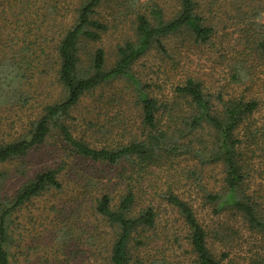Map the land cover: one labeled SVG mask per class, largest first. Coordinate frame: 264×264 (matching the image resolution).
I'll list each match as a JSON object with an SVG mask.
<instances>
[{
    "label": "trees",
    "instance_id": "obj_1",
    "mask_svg": "<svg viewBox=\"0 0 264 264\" xmlns=\"http://www.w3.org/2000/svg\"><path fill=\"white\" fill-rule=\"evenodd\" d=\"M110 2L125 13L121 22L130 15L133 37L115 47L113 64L101 46L83 59L82 49L109 30L100 8ZM175 2L168 16L167 0H15V20L0 24V110L10 115L0 124V264H18V213L48 194H62L46 215L50 264H72L65 250L78 242L71 254H85L82 264H264V202L251 174L264 166V120L253 117L263 97L227 98L197 77L173 76L172 39L187 34L201 45L214 34L202 0ZM252 14L261 17V9ZM252 24L257 32L234 57L231 82L245 81L255 55L264 56L263 24ZM153 51L171 66L163 83L135 69ZM115 81L129 89L121 98L133 100L139 124L119 112L124 139L96 147L73 134L72 113ZM88 129L110 137L109 122ZM33 154L39 168L29 163ZM96 163L115 171L103 182L85 168ZM227 215L258 237L243 260L216 252V241L227 245L237 234Z\"/></svg>",
    "mask_w": 264,
    "mask_h": 264
},
{
    "label": "rangeland",
    "instance_id": "obj_2",
    "mask_svg": "<svg viewBox=\"0 0 264 264\" xmlns=\"http://www.w3.org/2000/svg\"><path fill=\"white\" fill-rule=\"evenodd\" d=\"M14 3L15 0H0V24L15 20L14 14L18 9ZM202 4L205 16L210 17V21L214 25V34L208 43L201 45L193 43L192 37L187 34H179L178 37L172 39L171 43L176 45L175 60L178 62L173 76L175 75L177 78L184 75L197 77L210 91L218 93L220 90L227 98L233 96L234 93H243L245 97H263L262 108L253 115L258 122H262L264 120V56L255 55L254 59H256L258 66L250 71V76L242 83L231 82L227 78V73L234 67V57L238 56L243 48L251 43L250 36H253V32L254 34L257 32L254 30L252 23L257 21L263 24L259 27L257 25V27L264 33V0H202ZM176 6L175 0H167L166 13L168 16L175 12ZM257 8L261 9V17H255L252 14L253 9L257 11ZM100 11L109 24V30L104 34L101 43L88 45L85 49H82L81 55L83 59H86V55L90 50L96 46H101L107 52L108 64H113L115 47L124 40L133 37L130 15L125 21L121 22L125 13L122 9L116 8V4L111 2L103 4ZM119 13L122 14V19L117 16ZM155 52L153 51L149 56L140 60L135 69L142 78H152L157 83H163L171 66L166 67L167 63L155 58ZM125 87L126 84L123 81H115L97 89L93 96H85L82 103L72 113L73 119L70 122L73 127V134L78 137H88L96 147L112 146L114 142L122 141L126 127L122 124L118 125V119L116 118L119 112L123 116L120 120L125 119L127 123H131L132 120L134 127L139 124L138 111L134 107L133 100L128 97L121 98V96L128 94L129 89ZM8 116H10L8 112L0 110V124L1 121H7ZM89 122L103 125L104 122H109L111 126L110 137L103 136L102 133L98 132L91 135L88 129ZM38 155L40 154H33L29 157V163L33 164L34 168H37L40 163L38 162ZM41 158L45 159V155H41ZM208 167L211 168V165ZM85 168L91 175L97 174V177L101 178L103 182L107 180V177L112 176L115 171L110 166L100 163ZM219 172L221 171L217 167H213V174L219 176ZM251 174L253 176L252 189L259 192V196L264 202V166H256V170ZM18 183L12 182V187H16ZM68 183L70 185L71 182L67 180ZM69 188L70 186L67 187L68 192ZM70 189L72 191L70 190L68 194L74 197L76 194L74 187ZM61 195L53 197L49 194L43 195L33 200V203L18 213L16 219L19 224L15 229V235L17 238L20 237L22 241L16 243L17 246L15 245L13 249L15 262L18 261V264H46L47 260H50V240L48 239L46 227L49 229L51 225H48L46 215L51 202L61 201ZM67 195H64V198ZM195 205L198 206V202ZM206 211L209 212V209L207 208L203 213ZM208 216L212 218L222 217V215L217 217L209 213ZM168 217V214L162 213L160 221L164 223ZM229 217L230 215H227L228 219ZM228 221L237 230V234L234 241H230L227 245L216 241V252L227 250L230 252L231 257L241 256V260H243V257L251 249H256L255 245L256 241H259L256 240L258 237L247 230L241 218L235 217V219H229ZM82 246L83 243L78 242L77 247H66L65 255L70 256V263L82 264L83 259L85 260L86 255L83 253L79 254L78 258L71 254L74 249L82 248Z\"/></svg>",
    "mask_w": 264,
    "mask_h": 264
}]
</instances>
